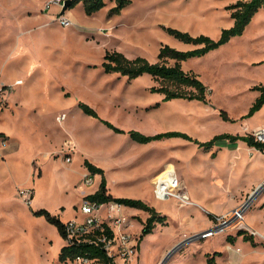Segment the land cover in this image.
<instances>
[{
    "label": "rangeland",
    "instance_id": "1",
    "mask_svg": "<svg viewBox=\"0 0 264 264\" xmlns=\"http://www.w3.org/2000/svg\"><path fill=\"white\" fill-rule=\"evenodd\" d=\"M46 1L0 0V133L5 137L0 138V264H59L58 252L66 241L54 225L31 210L57 212L65 223L82 222L83 198L100 182L95 175L90 187L80 188L83 174H89L84 160L103 169L113 197L142 201L156 200L153 184L158 177L188 169L187 157L195 145L180 149L178 142H191L171 138L138 144L127 134L115 133L83 115L78 102L124 131L146 135L179 131L201 141L210 134H250V126L262 120V115L241 117L254 101L251 87L264 86V63L252 66L264 61V9L242 36L184 63L183 69L193 70L207 86L208 104L180 99L162 104L160 95L148 91L152 85L148 75L127 81L104 73L105 52L117 50L129 58L142 56L155 62L162 44L183 51L193 48L163 27L216 40L221 29L231 26L226 8L236 0H132L110 18L111 2L92 16L77 4L61 15L72 21L68 28L54 19L62 8L52 5L43 10ZM222 110L229 121L220 116ZM61 114L65 118L59 122ZM259 167L261 172L264 160ZM209 182L222 183L218 179ZM27 188L34 192L31 205L19 195ZM190 209L198 223L199 215L194 207ZM107 212L106 206L100 209L102 217ZM123 213L134 214L127 207ZM139 217H132L133 235L142 224ZM167 225L145 239L139 264H155L175 228V224ZM221 238L216 233L199 241L185 240L167 255L168 260L176 253L168 264H204L206 252L225 249ZM239 255L242 264H264V255L247 245L240 246ZM219 264L224 263L219 260Z\"/></svg>",
    "mask_w": 264,
    "mask_h": 264
},
{
    "label": "trees",
    "instance_id": "2",
    "mask_svg": "<svg viewBox=\"0 0 264 264\" xmlns=\"http://www.w3.org/2000/svg\"><path fill=\"white\" fill-rule=\"evenodd\" d=\"M107 2L112 3V7L107 13L108 18H110L114 15L120 14L123 9L131 5L132 0H70L68 9L75 7L77 4H81L84 14L92 16L102 10ZM226 9L230 11L232 25L229 28L221 29L218 39L214 40L203 34L192 36L189 33L178 29L163 27L167 34L184 44L191 45L193 48L183 51L162 44L158 50L156 57L157 60L155 62H150L142 56L129 58L117 50L106 51L101 63L103 72L106 74H118L125 77L127 81L134 80L142 75H148L152 81V85L148 88V91L151 94L160 95L162 97L161 102L180 99L208 104L207 86H205L194 72L184 71L182 63L192 58L203 57L211 51L224 46L232 38L243 35L253 17L260 10L264 9V0H236L235 3L227 6ZM251 90L259 92V95L248 108L247 113L241 118L252 117L264 105V86L255 85L251 87ZM158 104L159 103H156L155 107H157ZM77 106L83 114L97 119L105 127L111 129L115 133L127 134L132 141L138 144H148L153 141L180 138L195 144L199 149L209 151L217 142L222 140H227L231 143L242 141L249 147L264 154V144L256 142L250 134L234 135L221 133L214 135L210 140L204 142H200L190 135L179 131H168L154 135H146L139 131H124L115 127L112 123L101 119L97 112L85 103L78 102ZM220 116L224 120H230L227 113L223 110L220 112ZM0 138L5 139L3 133H0ZM83 167L89 174H91V176H100L97 190L86 195L84 199L96 202L99 205L115 203L122 205L123 207L147 213L148 217L142 222L140 234L137 238L138 245H140L146 236L153 233L157 225L167 226V217L157 212L155 208L149 206L141 199L113 197L107 189L103 169L96 167L87 160L83 161ZM261 209L264 213V202L261 205ZM31 212L34 216H41L48 223L54 225L60 237L64 240L66 239L67 222H62L59 215L52 214L45 209L31 210ZM100 227L104 229L103 233L107 237H112V231L105 223H101ZM101 233L100 230H92L89 233L77 235L70 242L65 243L58 253L57 260L59 264H74L78 258L85 259L88 263L91 262L92 264H114L113 258L106 255L102 245L95 243V240H97ZM241 235L244 242H249L253 247L256 246L252 235L245 230H239L237 236ZM234 239L235 238L232 236H227L226 242L232 243ZM216 256H220V253L215 252L213 255L206 254V264H216Z\"/></svg>",
    "mask_w": 264,
    "mask_h": 264
},
{
    "label": "crops",
    "instance_id": "3",
    "mask_svg": "<svg viewBox=\"0 0 264 264\" xmlns=\"http://www.w3.org/2000/svg\"><path fill=\"white\" fill-rule=\"evenodd\" d=\"M255 17L256 15L253 17V19ZM253 19L251 20V22L253 21ZM251 22L249 23V25L251 24ZM248 26L246 27V29L248 28ZM185 62L182 63V68ZM263 63L264 61L259 63L253 62L252 66L260 65ZM184 71L194 72L193 70H184ZM258 95L259 92L254 91V95H253L254 100L256 97H258ZM259 115H262V120L259 123L250 126L253 129L264 125V105L258 112H256L252 116V118H255L256 116ZM245 126H249V125L247 124ZM229 134H233V133H229ZM236 134L244 135L242 132H237ZM214 135L210 134L207 137V139L204 141L210 140ZM176 139H180V138H176ZM198 141L204 142L201 140ZM178 143H180L178 144V147L180 149L188 148V150L191 149L190 146L195 145L193 143L187 144V143H182L180 141ZM196 148L197 146L195 145V147L192 148L193 150L192 154H190L187 157L188 169L181 170L179 173H177L178 178L182 180V182L186 186V192L188 198L195 205L180 206L178 205L175 199H169L173 201L171 204L168 205H163L162 202H168L169 200L160 201L154 199V201L153 200L144 201L149 206L155 208L157 212L165 215L167 217V223L175 224V228L173 233L171 234V238L167 243V245L161 248L159 255L156 258L155 264H159L163 259H165L167 255L175 247L183 243L187 237L196 234H202L203 232L211 229L215 225V220H214L215 216H223L231 213L235 209L240 208L242 205L246 203L250 195H252L256 189H258L261 185L264 184V168H262L261 172H258L259 171L258 169L260 168L259 162L261 160H264V154L252 147H249L246 143L242 141L231 143L227 140H222L217 142L209 151H204L203 149L198 150ZM194 154L200 157L197 156L195 157ZM196 159L198 161L202 160L203 164L197 162ZM254 174H256L255 178H248L249 175L254 176ZM217 179L220 182H222L221 185L209 182ZM97 188L98 186L96 187L95 191L97 190ZM263 202H264V188L259 192V194L256 196L254 201L247 208L243 216L244 223L256 233V235L253 236V241L256 243V246L255 247L251 246L249 242H244L242 240V236H237V232L239 231L238 228L235 227L231 228L232 230L227 229L226 231L221 232L222 235L221 239L224 241L223 245L225 246V249L222 252H219L220 256L215 257L216 264H219V260H222L224 264H242V257L241 255H239L241 245H245V246L247 245L249 246L251 251L264 255V213L263 210L261 209V205ZM191 207L195 208L194 211L200 217V221L198 223L195 222L193 217H191V213L193 212L190 211ZM130 210L134 213L132 214L131 217H136L137 215H139L140 216L139 218L142 219V222L145 221L146 218L148 217L147 213L143 211H139L135 209H130ZM52 214L59 215L57 212H53ZM61 221L64 222L65 220L61 219ZM165 227L166 226L157 225L154 230L159 228L165 229ZM140 230H141V225H139V229L135 233L136 236H139ZM210 236H206V239L207 237ZM227 236L234 237L235 238L234 241L232 243L226 242ZM148 237L149 235L146 236L139 245V249H138L139 257L144 241L145 239H148ZM199 240L200 239H198L197 241ZM197 241H194L192 243H195ZM214 253L215 252L213 253L206 252L202 256V260L204 261V264H206V254L213 255ZM175 254H173L166 261L165 264H168Z\"/></svg>",
    "mask_w": 264,
    "mask_h": 264
},
{
    "label": "built area",
    "instance_id": "4",
    "mask_svg": "<svg viewBox=\"0 0 264 264\" xmlns=\"http://www.w3.org/2000/svg\"><path fill=\"white\" fill-rule=\"evenodd\" d=\"M63 0H47L44 9L48 10L52 5L62 8ZM57 23L63 27L68 28L73 25L72 21L66 16L58 15L54 17ZM65 118V114L58 116V121L61 122ZM250 135L256 142L264 144V125L253 129ZM66 162H70L71 158L67 157ZM93 184V176L84 174L81 189H86ZM32 190V189H31ZM92 193V192H91ZM89 193V194H91ZM154 197L160 201H167L169 199H175L180 206L195 205L187 196L183 182L178 178L174 171H167L164 175L158 177L153 184ZM22 201L31 205L33 194L27 189H21L19 192ZM88 195V194H86ZM85 195V196H86ZM84 196V197H85ZM106 206L107 213L105 217L100 215V209ZM246 203L240 208L233 210L231 213L223 216H215V225L203 232L202 234L192 235L186 240H197L203 235L210 236L216 233H221L231 228H238L239 230H245L252 236L256 233L243 221L244 209ZM81 214L84 216L82 222L68 221L66 223V243L70 242L74 237L80 234L89 233L92 230H100L102 233L95 240L96 244L102 245L107 256L113 258L114 264H139L138 255V236L133 235L130 228L133 225L132 217L123 213V206L115 203H109L105 205H99L96 202L83 198V202L79 208ZM101 223H105L112 231V237H107L100 227ZM220 228L217 232H212L216 228ZM88 263L87 260L78 258L74 264Z\"/></svg>",
    "mask_w": 264,
    "mask_h": 264
},
{
    "label": "water",
    "instance_id": "5",
    "mask_svg": "<svg viewBox=\"0 0 264 264\" xmlns=\"http://www.w3.org/2000/svg\"><path fill=\"white\" fill-rule=\"evenodd\" d=\"M69 5H70V0H64V1H63V4H62V9H61V11H60L59 14H60V15H63V14L66 12V10L68 9ZM263 188H264V184L261 185L258 189H256V190L253 192L252 195H250V197H249L248 200L246 201V206H245V209H244L243 212H245V211L247 210V208L251 205V203L254 201V199L256 198V196L259 194V192H260ZM219 230H220V228L217 227L216 229L212 230V232H217V231H219ZM204 236H205V235H203L202 237H204ZM167 258H168V257H166L165 259H163V260L161 261L160 264H165Z\"/></svg>",
    "mask_w": 264,
    "mask_h": 264
},
{
    "label": "bare ground",
    "instance_id": "6",
    "mask_svg": "<svg viewBox=\"0 0 264 264\" xmlns=\"http://www.w3.org/2000/svg\"><path fill=\"white\" fill-rule=\"evenodd\" d=\"M21 82L19 81L18 84H20ZM193 242V241H192Z\"/></svg>",
    "mask_w": 264,
    "mask_h": 264
}]
</instances>
